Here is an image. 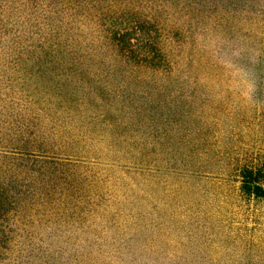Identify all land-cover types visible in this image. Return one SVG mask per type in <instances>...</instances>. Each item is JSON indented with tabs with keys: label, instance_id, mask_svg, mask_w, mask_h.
Here are the masks:
<instances>
[{
	"label": "rangeland",
	"instance_id": "rangeland-1",
	"mask_svg": "<svg viewBox=\"0 0 264 264\" xmlns=\"http://www.w3.org/2000/svg\"><path fill=\"white\" fill-rule=\"evenodd\" d=\"M0 264H264V0H0Z\"/></svg>",
	"mask_w": 264,
	"mask_h": 264
}]
</instances>
